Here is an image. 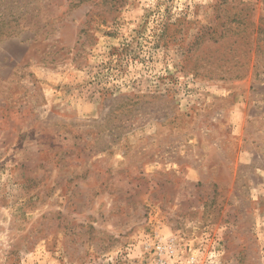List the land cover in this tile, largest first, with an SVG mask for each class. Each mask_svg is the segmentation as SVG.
<instances>
[{
  "label": "rangeland",
  "instance_id": "374dc122",
  "mask_svg": "<svg viewBox=\"0 0 264 264\" xmlns=\"http://www.w3.org/2000/svg\"><path fill=\"white\" fill-rule=\"evenodd\" d=\"M262 18L0 0V264H264Z\"/></svg>",
  "mask_w": 264,
  "mask_h": 264
},
{
  "label": "trees",
  "instance_id": "16d2710c",
  "mask_svg": "<svg viewBox=\"0 0 264 264\" xmlns=\"http://www.w3.org/2000/svg\"><path fill=\"white\" fill-rule=\"evenodd\" d=\"M255 33H256V37L254 39V64L253 67L255 69V73L257 72L256 69L258 68V63H260V61L264 62V47H262L259 42L263 43L264 42V18H262V22L259 21V23L256 25L255 28ZM263 40V41H262ZM246 43H250L249 40L246 41ZM248 60H245L244 62H242L243 64H247ZM258 73H256L257 75ZM236 77H240L243 76V73H239L235 75Z\"/></svg>",
  "mask_w": 264,
  "mask_h": 264
}]
</instances>
